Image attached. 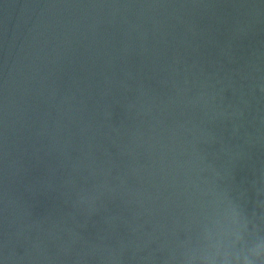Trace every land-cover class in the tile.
Returning <instances> with one entry per match:
<instances>
[{"label":"water","instance_id":"obj_1","mask_svg":"<svg viewBox=\"0 0 264 264\" xmlns=\"http://www.w3.org/2000/svg\"><path fill=\"white\" fill-rule=\"evenodd\" d=\"M0 264H264V0H0Z\"/></svg>","mask_w":264,"mask_h":264}]
</instances>
